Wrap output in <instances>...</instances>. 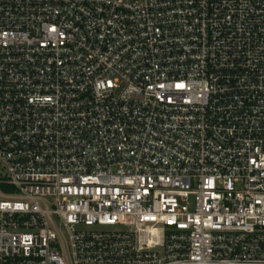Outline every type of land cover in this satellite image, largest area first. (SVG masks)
I'll return each mask as SVG.
<instances>
[{
	"label": "built area",
	"instance_id": "2783aa9c",
	"mask_svg": "<svg viewBox=\"0 0 264 264\" xmlns=\"http://www.w3.org/2000/svg\"><path fill=\"white\" fill-rule=\"evenodd\" d=\"M0 264H264V0H0Z\"/></svg>",
	"mask_w": 264,
	"mask_h": 264
},
{
	"label": "rangeland",
	"instance_id": "374dc122",
	"mask_svg": "<svg viewBox=\"0 0 264 264\" xmlns=\"http://www.w3.org/2000/svg\"><path fill=\"white\" fill-rule=\"evenodd\" d=\"M0 190H1V191H4L1 187H0Z\"/></svg>",
	"mask_w": 264,
	"mask_h": 264
}]
</instances>
